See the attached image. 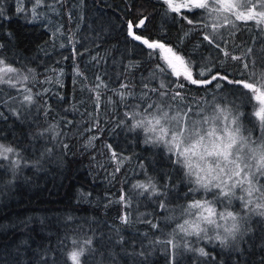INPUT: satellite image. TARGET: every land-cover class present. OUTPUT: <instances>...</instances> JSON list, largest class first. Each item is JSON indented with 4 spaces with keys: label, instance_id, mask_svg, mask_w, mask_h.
<instances>
[{
    "label": "trees",
    "instance_id": "1",
    "mask_svg": "<svg viewBox=\"0 0 264 264\" xmlns=\"http://www.w3.org/2000/svg\"><path fill=\"white\" fill-rule=\"evenodd\" d=\"M85 2L56 0L51 17L33 19L0 0V59L24 76L0 81V264H264L260 215L261 233L238 246L208 238L171 252L161 229L217 192L200 191L176 153L130 122L165 105L201 109L223 87L238 89L229 110L258 130L262 27L216 32L195 13L168 15L160 0ZM84 11L101 15L95 27ZM160 47L183 59L190 81Z\"/></svg>",
    "mask_w": 264,
    "mask_h": 264
},
{
    "label": "rangeland",
    "instance_id": "2",
    "mask_svg": "<svg viewBox=\"0 0 264 264\" xmlns=\"http://www.w3.org/2000/svg\"><path fill=\"white\" fill-rule=\"evenodd\" d=\"M82 1L84 4L86 0ZM160 1L168 15L174 13L191 22L187 14L195 13L197 19L205 20L216 32L241 22H250L256 27L260 25L264 30V0ZM17 2L22 12L33 19L39 16L48 18V14L51 17L56 10V0ZM84 14V23L92 28L101 19L99 13H90L89 17L85 11ZM47 23L51 25L52 22L49 19ZM160 52L176 76L191 80V71L178 54L162 47ZM8 78L18 81L24 76L0 59V81L4 83ZM158 79L155 73L148 76L152 83ZM217 90L208 94L201 109L170 111L165 105L145 115L140 122L138 117L130 120L131 126L138 124L145 129L150 142L176 153L200 191L217 192L209 201L190 204L172 231L161 229L165 231L166 242L175 254L185 250L188 244L193 246L195 241L208 238L235 242L238 246V240L257 236L262 231V226L255 219L257 215L264 216V87H259L255 95V115L260 123L258 130L252 127L250 115L242 120L241 114L238 116L229 110L230 97H236L232 103L239 102L237 88L228 90L222 87ZM11 101H6L8 106ZM222 199L224 204L220 202ZM163 223H169V220Z\"/></svg>",
    "mask_w": 264,
    "mask_h": 264
},
{
    "label": "water",
    "instance_id": "3",
    "mask_svg": "<svg viewBox=\"0 0 264 264\" xmlns=\"http://www.w3.org/2000/svg\"><path fill=\"white\" fill-rule=\"evenodd\" d=\"M145 20H146L145 18H143L142 20H140L139 23H138V25H137V27L138 28L139 27H142L144 25V23H145ZM127 28H128L129 36L134 37V26L131 23H128ZM134 38H135V40H137V41H139L141 43L144 42L143 40L139 39L138 37H134Z\"/></svg>",
    "mask_w": 264,
    "mask_h": 264
},
{
    "label": "flooded vegetation",
    "instance_id": "4",
    "mask_svg": "<svg viewBox=\"0 0 264 264\" xmlns=\"http://www.w3.org/2000/svg\"><path fill=\"white\" fill-rule=\"evenodd\" d=\"M195 83H196V84H198V82H197V81H195Z\"/></svg>",
    "mask_w": 264,
    "mask_h": 264
}]
</instances>
